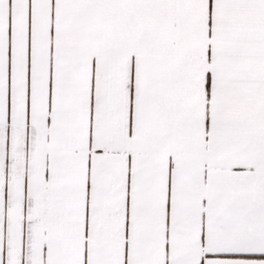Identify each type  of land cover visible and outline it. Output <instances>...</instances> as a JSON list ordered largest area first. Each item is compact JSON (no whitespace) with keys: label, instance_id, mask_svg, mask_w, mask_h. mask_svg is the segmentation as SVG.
Listing matches in <instances>:
<instances>
[{"label":"snow or ice","instance_id":"snow-or-ice-1","mask_svg":"<svg viewBox=\"0 0 264 264\" xmlns=\"http://www.w3.org/2000/svg\"><path fill=\"white\" fill-rule=\"evenodd\" d=\"M0 264H264V0H0Z\"/></svg>","mask_w":264,"mask_h":264}]
</instances>
